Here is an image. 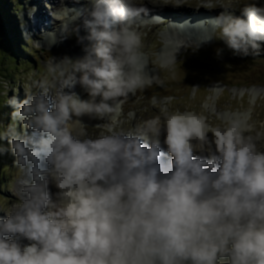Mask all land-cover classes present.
<instances>
[{
    "label": "clouds",
    "instance_id": "9594fccd",
    "mask_svg": "<svg viewBox=\"0 0 264 264\" xmlns=\"http://www.w3.org/2000/svg\"><path fill=\"white\" fill-rule=\"evenodd\" d=\"M223 9L203 22L200 43L259 56L264 5L244 4L239 16ZM150 12L138 0H89L52 13L75 25L84 54L52 58L30 74L24 99L9 101L13 123L0 125V140L15 157L17 202L0 218V264H264V152L242 134L244 119L221 128L167 113L163 142L159 128L150 140L111 126L90 139L71 126L119 113L152 82L140 32ZM208 132L215 150L195 156L193 139L206 144Z\"/></svg>",
    "mask_w": 264,
    "mask_h": 264
},
{
    "label": "rangeland",
    "instance_id": "374dc122",
    "mask_svg": "<svg viewBox=\"0 0 264 264\" xmlns=\"http://www.w3.org/2000/svg\"><path fill=\"white\" fill-rule=\"evenodd\" d=\"M76 1L80 4L79 0ZM151 1L180 5L183 11H196L199 7H206L207 11L215 16L225 7H228V11L233 15L239 16L240 7L244 4L264 5V0ZM1 2L4 3L5 10L0 11V125L6 130L13 123L11 114L14 109L9 101L13 97L17 100L24 99L25 86L29 83L31 73L41 72L52 58L76 59L84 53L83 46L78 43L77 34L72 30L75 25L65 27L62 19L53 17L52 13L58 9H54L57 4L51 0H0ZM62 3L65 4V0H59L57 8ZM40 8L48 16L44 19L43 26L38 28L34 19ZM33 9L35 13L30 16ZM158 23L151 20L147 27L140 29L143 52L147 58L146 75L152 81L149 86L139 90L135 95H129L119 113L111 114L104 119L89 116L79 120L73 118L72 127L78 129L83 126L90 139L109 134L106 130L108 126L124 132H127L124 130L125 127L138 131L152 129L155 133L159 128V132L165 136L164 117L171 112H193L204 116L211 127L221 128L232 118H242L245 120L242 134L246 138L251 137L257 151L262 152L264 45L259 56H234L220 39L201 44L200 40L207 37L205 31L200 30V34L189 29L181 35L171 30L175 27L169 28ZM79 35L86 36V30L80 28ZM7 40L11 45L23 41L28 47L19 51L17 59L13 58L12 62L2 57L3 53H6L3 44ZM217 49L223 50L219 56L216 54ZM26 57H29V63L25 62ZM76 91L79 94H86L79 87ZM154 112H157L156 116H151ZM154 121L159 123L154 124ZM80 123L84 124L81 126ZM88 126L92 129H87ZM17 131H21L19 126ZM142 133L145 138L144 132ZM207 141L206 144L196 139L192 141L194 149L202 148L208 151L205 157L210 151L215 150L211 132L207 133ZM0 146L5 149L0 153V218H6L11 205L17 202L14 195L16 168L15 157L7 139L0 140ZM164 160L168 163L167 157H164ZM49 210L55 211L54 208ZM220 264H227V258L221 260Z\"/></svg>",
    "mask_w": 264,
    "mask_h": 264
},
{
    "label": "bare ground",
    "instance_id": "6f19581e",
    "mask_svg": "<svg viewBox=\"0 0 264 264\" xmlns=\"http://www.w3.org/2000/svg\"><path fill=\"white\" fill-rule=\"evenodd\" d=\"M36 1H39V0H36ZM85 1L86 0H81L80 4H78L76 0H74L73 2L70 0H65V5L69 4L70 6H73L76 9H79L81 7V4H83V2H85ZM51 2H54L55 4H57L56 8L54 7L55 10L60 8V6H59V8H57L59 0H51ZM70 2H72V3H70ZM74 3L78 4V5H75ZM139 3L147 4L151 8V12L149 13V17H155L156 19H154V21L159 22L158 25L159 24L163 25V26L165 25V26H168L169 28L171 26H173V27H175V29H171V30H175L181 35L186 33L187 30H189V29L192 31H195L197 33H200L199 32L200 30H201V32H204L203 22L207 21L212 16L215 17V15L213 13H210L209 11H207L206 7H201V8L199 7L196 11L195 10L183 11L184 9L182 6L173 5V4L170 5V3L169 4L163 3V2L153 3L151 0H140ZM180 10H182V11H180ZM189 12H191V13H189ZM36 14H35L34 20L36 21V23H37L36 25L38 26V28H41V26H43V24H44V19L46 18V16H48V14L45 13L44 10H42L41 8L39 10H37ZM187 23H189V24H187ZM49 25L51 26V24H49ZM198 25H201V26H198ZM37 26L35 28H37ZM81 28H83V27L81 26ZM80 95L82 96V94H80ZM124 103H123V105H124ZM123 105H122V107H123ZM156 114H157V112H154V114L151 116H156ZM82 124H84V123H80L81 126H82ZM72 125H73V123L71 122V126ZM88 127H87V129H92L91 127H89V128ZM124 130L127 132L131 130L135 134H138L142 137H143L142 132H144L145 133L144 136H145L146 140H150V139L155 138V132L152 129H145V130H139L138 131L136 129L132 130V129H130V127H125ZM86 138H89V137H86ZM159 138H160L161 142H163L164 135L162 133H160ZM162 147H163V143H162ZM261 151L264 152V150H261ZM206 152H208V151L205 149L202 150V148L201 149H194V155L201 157V158L205 157ZM165 157L168 158L167 162H170V160H171L170 155H166ZM50 189L52 192L56 191L54 187L50 186Z\"/></svg>",
    "mask_w": 264,
    "mask_h": 264
},
{
    "label": "trees",
    "instance_id": "16d2710c",
    "mask_svg": "<svg viewBox=\"0 0 264 264\" xmlns=\"http://www.w3.org/2000/svg\"><path fill=\"white\" fill-rule=\"evenodd\" d=\"M4 12L5 10V6H4V3L1 2L0 3V11ZM21 35V34H20ZM5 46V49H6V53H3V56L2 57H5V59L8 61V62H12V59L14 58V60L17 59V56H18V53L19 51L21 50H24V49H27V44L24 43L23 41L21 42H16L15 45L14 44H10L9 43V40H7L4 44H3V47ZM28 58V59H27ZM28 61H30L29 57H26V60L25 62L26 63H29ZM4 104V103H3ZM7 109V108H6ZM11 123V122H10Z\"/></svg>",
    "mask_w": 264,
    "mask_h": 264
}]
</instances>
